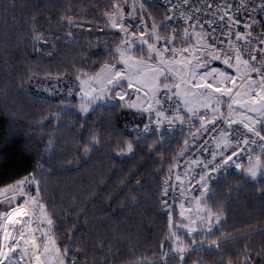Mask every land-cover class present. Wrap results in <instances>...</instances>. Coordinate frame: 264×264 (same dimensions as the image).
<instances>
[{"label":"snow or ice","instance_id":"snow-or-ice-1","mask_svg":"<svg viewBox=\"0 0 264 264\" xmlns=\"http://www.w3.org/2000/svg\"><path fill=\"white\" fill-rule=\"evenodd\" d=\"M10 9L16 10L15 0L0 3V13ZM100 19L104 26L93 24L88 31L107 32L118 37V42L110 47L97 36L96 46L108 57L98 71L74 69L75 83L66 72L54 78L48 74L64 96L60 111L43 119L55 120L59 130L66 113L82 114V122L77 123L86 142L78 143L75 153L83 159L74 154L54 171L46 166L53 165L56 157L49 139L44 148L47 155L34 158L29 167L3 181L0 209L6 210H0V264H115L113 245L106 240L81 246L69 235L57 242L54 229L61 225L45 202L43 190L47 177L56 172L82 167L105 149L114 157L134 153L150 135L155 140L147 147L157 153V145L183 141L173 162L166 165L167 173H161L166 178L157 189L156 206L166 216L167 232L158 245V258L133 256L126 264H205L202 258L193 259L201 250L220 255L221 264H264V244L245 243L234 250L235 256L225 259L223 246L264 235V228L239 235L225 232L223 203L216 208L208 204L210 198L218 199L209 193L233 176L230 168L238 171L226 189L229 193L253 183L264 199V0H111ZM32 21L34 49L40 44L51 49L58 42L76 44L71 29L85 28L74 15L64 14L58 21L64 34L48 40L37 31L34 15ZM16 26L21 27L19 22ZM84 46L92 48L93 44ZM216 61L225 67L214 66ZM62 78L69 85L66 89L59 88ZM45 90L57 94L54 88ZM74 93L78 104L72 103ZM101 107L135 110L131 126L125 125L131 135L121 133L119 139L106 140L101 133L103 123L85 127L89 114ZM108 126H112L110 119ZM177 128L179 136L173 135ZM209 130L217 133L212 149L203 139ZM23 149L32 154L27 144ZM185 156L188 160L181 173L178 161ZM158 163L166 164L163 157ZM174 173L181 197L179 219L172 214L175 200H170L176 195ZM193 187L199 195L189 198ZM185 201L191 206L186 207ZM130 204L140 206L135 196Z\"/></svg>","mask_w":264,"mask_h":264},{"label":"trees","instance_id":"trees-1","mask_svg":"<svg viewBox=\"0 0 264 264\" xmlns=\"http://www.w3.org/2000/svg\"><path fill=\"white\" fill-rule=\"evenodd\" d=\"M8 2L0 0L3 4ZM110 3L111 0H15V11L10 9L0 13V186L8 177L29 167L34 158L47 155L44 148L49 139L53 140L56 157L53 165L46 166L54 171L74 154L83 159L75 153L76 145L86 142V137L81 139L85 134L77 123L82 122V114L66 113L59 130L55 120L43 119L60 111L59 101L64 96V92L55 89L48 74L54 78L58 73L66 72L67 79L75 83L74 69L98 71L99 65L108 57L102 47L96 46L97 36L101 43L107 41L110 47L118 42V37L107 32H89L88 29L93 24L104 26L100 15ZM64 14L74 15L77 22L85 25L84 29H71L77 43L58 42L55 49L40 44L34 49L29 27L33 15L37 31L53 40L64 34L59 31L62 25L58 22ZM49 19L54 23L50 25ZM16 22L21 27L18 28ZM89 42L93 44L92 48L84 46ZM49 52L52 55H48ZM68 86L62 78L59 88ZM46 88H54L57 94L53 95ZM76 102L73 96L72 103ZM134 113L135 110L101 107L89 114L85 127L103 123L105 127L101 133L106 140L119 139L121 133L130 136L125 125L131 126ZM109 119L112 126H108ZM41 121L42 126H38ZM173 135L179 136L180 132ZM154 140L155 137L150 135L134 153L121 157H114L106 149L101 150L82 167H72L47 177L43 195L55 213L56 223L61 225L54 229L58 243L66 241L69 235L75 236L81 246L106 240L113 245L115 264H126L133 256L151 260L161 255L158 245L167 232V219L156 206L157 189L166 178L161 173H167L166 165L173 162L172 158L183 141L163 147L157 145V153L147 147ZM25 144L32 149L31 155L24 151ZM161 157L166 162L163 167L158 163ZM237 171L231 172L233 176L209 193V197L214 194L218 199L208 200L213 208L223 203L227 215L223 230L234 235L264 228V199L257 186L249 183L240 191L233 188L229 193L226 190L234 182ZM133 196L139 207L131 206ZM245 243L259 247L264 244V235H254L248 241L223 246L225 259L229 255L235 256L234 250ZM197 257L205 264H221V256L216 253L201 250L193 259Z\"/></svg>","mask_w":264,"mask_h":264},{"label":"built area","instance_id":"built-area-1","mask_svg":"<svg viewBox=\"0 0 264 264\" xmlns=\"http://www.w3.org/2000/svg\"><path fill=\"white\" fill-rule=\"evenodd\" d=\"M214 66H217V67H225L224 65H222V62L221 61H216L214 63ZM175 132H180L179 128H177L175 130ZM216 134H217L216 132H213L212 130H209V132L205 133L204 136H203V139L208 142L207 146L210 149H212L214 147V145L212 143V140H213V137ZM204 155L207 156L208 154L205 153ZM187 160H188V156H185V157L180 158L179 161H178V163L180 165L179 171L181 173H183V171H184L185 163L187 162ZM196 171H199V169H196ZM234 171H236V169H234V168H230L229 169V172L230 173L231 172H234ZM182 179H183V176H182ZM192 184H193V186H195V181L194 180L192 181ZM173 189L176 192V195H175V197H170V200L171 199H174L175 200V204L173 206V209L174 210H173V213L172 214H173L174 218H176V213L178 211L177 209L179 208V205L181 203V197H180V193H179V182H176L175 181V173L173 174ZM193 194L194 195H197V196L199 195V190L196 189L195 187H193L192 191L189 192V198ZM185 205H186V207H188L189 203L187 201H185Z\"/></svg>","mask_w":264,"mask_h":264},{"label":"rangeland","instance_id":"rangeland-1","mask_svg":"<svg viewBox=\"0 0 264 264\" xmlns=\"http://www.w3.org/2000/svg\"><path fill=\"white\" fill-rule=\"evenodd\" d=\"M73 96L76 97V100H77L76 104H78V103H79V96H78L77 94H75V93L73 94ZM130 97H131L132 99H135V95L133 94L132 90H130ZM126 99H127V98H126ZM190 206H191V205L189 204L188 207H190ZM177 210H178V211H177V213H176V218L179 219L180 208H178ZM182 234H183V233H182ZM182 236H184V234H183Z\"/></svg>","mask_w":264,"mask_h":264}]
</instances>
